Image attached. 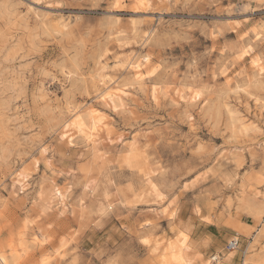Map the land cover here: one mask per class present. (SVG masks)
I'll list each match as a JSON object with an SVG mask.
<instances>
[{"label": "rangeland", "instance_id": "rangeland-1", "mask_svg": "<svg viewBox=\"0 0 264 264\" xmlns=\"http://www.w3.org/2000/svg\"><path fill=\"white\" fill-rule=\"evenodd\" d=\"M250 62L264 69V0H0V247L22 240L21 264H158L140 239L161 252L181 221L192 264L236 236L238 264H264V71ZM69 105L101 120L67 144Z\"/></svg>", "mask_w": 264, "mask_h": 264}, {"label": "bare ground", "instance_id": "bare-ground-1", "mask_svg": "<svg viewBox=\"0 0 264 264\" xmlns=\"http://www.w3.org/2000/svg\"><path fill=\"white\" fill-rule=\"evenodd\" d=\"M139 3L142 6H146L147 5V0H139ZM54 30H59V29L56 27V28H54ZM250 65H251V68L253 70H256V72H260L262 70L261 69L262 67L260 68V66L258 64H256L255 62H250ZM64 74L66 75L67 78H70L71 75H72V73L70 71H66ZM104 80H105L104 76L100 72L93 77L92 87L94 88L95 92L106 85ZM175 92L176 91H174V93ZM157 93H158V91H156V95H157ZM175 95L179 99L182 98V95L180 93L176 92ZM152 96H153L154 99L157 98V96H155L154 91H152ZM193 98H195V95H193ZM66 109H67V112L69 111L68 112L69 114L73 113V116L68 121H65L61 125V128H59L60 129V134H59L60 139L61 140H65V143H67V144L71 143V138H73L72 137V133H73V135L80 134L81 136H83V138L88 139L89 138V132L88 131L96 129L98 124L100 123L101 119L93 118V116H92V114L90 112L86 113L85 115H83L84 113L77 114L76 113V108L72 107L71 105H69ZM233 120L234 121H232L233 123L231 125H232L233 129H236V130L233 131V136H236L238 134H242V135L246 134L247 133L246 128H244V127L236 128V122L238 120L237 119H233ZM89 157H91V156H89ZM23 180L24 179L20 178V175L17 174L15 176L14 183L15 184H21V183H23ZM249 188H252V187L250 186ZM242 192H243V194L244 193H249L248 195H250L251 197H253L256 194L254 192V190H250V189H249V191L243 190ZM138 197H139L140 200H141V198H144L143 195H139ZM154 201L158 205L157 209H155V213L157 215L158 214L165 215L167 217V219L170 220V221H173L175 219V214H176L175 210H172V209L169 210V205L171 204L170 201H169L170 203L168 202V204H165V203L162 204V203L158 202L157 200H154ZM259 202L260 203L262 202V204H263L264 201L260 200ZM105 208L107 210L111 209V206L108 203V201L106 203V207ZM209 217H211V216H209ZM209 217H205V218H203V220L206 221V222H210L211 219ZM30 222H31L30 220H25V226L24 227H27L26 225H29ZM148 225H149V222H146V223L142 224L141 225L142 229L147 228ZM170 226H173V225L170 224ZM171 229H172V231H174V234H175L173 242H172V244H168V246L165 247V249H163L161 252L158 251L159 246L161 244V243H158L159 241L158 242L155 241L150 246V244H151V238H149L150 236L149 237H142L140 239V243L143 246H145L146 248H148L150 250L151 254H157V256H158L157 257L158 264H192L193 263L192 262L193 259L191 258L192 256H190V258L187 256V253H188L187 251L190 249V243H189V237L190 236L188 234L189 227H188L187 223H182L181 221H177V222H175V225L173 226V228L171 227ZM172 231H170V232H172ZM44 238H43V236H41V242L34 245L35 248H40L42 262L43 261L45 262L48 259L50 260V258L53 255L52 252H50L49 250H46V248L44 246V243H45V239ZM235 238H237V237H235ZM144 240H148L149 244H147V245L144 244L143 243ZM27 247L28 246H26L22 242V240H19L14 245L13 244H9L7 253L3 250L2 247H0V264H21L23 257L26 256L27 253H28V251H27L28 248ZM195 247H196V245H195ZM247 250H249V248ZM247 250L245 252V255L247 254ZM48 251H49V253H48ZM197 251H198V248H197ZM191 252H192V250H191ZM232 253L233 252H231L230 254H228L226 256H220V255L214 256L212 261L215 264H227L229 262V258L232 255ZM7 254H9V255H7ZM246 260L247 259L245 257L243 262H242V264H247ZM210 261L211 260H208L206 262H203L202 264H210Z\"/></svg>", "mask_w": 264, "mask_h": 264}, {"label": "built area", "instance_id": "built-area-1", "mask_svg": "<svg viewBox=\"0 0 264 264\" xmlns=\"http://www.w3.org/2000/svg\"><path fill=\"white\" fill-rule=\"evenodd\" d=\"M237 238H231L225 245L224 247V251L227 252V253H231V252H234L238 249L239 247V238L238 236H236ZM215 255H213L212 257H214ZM211 257V258H212Z\"/></svg>", "mask_w": 264, "mask_h": 264}, {"label": "crops", "instance_id": "crops-1", "mask_svg": "<svg viewBox=\"0 0 264 264\" xmlns=\"http://www.w3.org/2000/svg\"><path fill=\"white\" fill-rule=\"evenodd\" d=\"M239 258H237L236 254H232L229 258V264H238Z\"/></svg>", "mask_w": 264, "mask_h": 264}, {"label": "snow or ice", "instance_id": "snow-or-ice-1", "mask_svg": "<svg viewBox=\"0 0 264 264\" xmlns=\"http://www.w3.org/2000/svg\"><path fill=\"white\" fill-rule=\"evenodd\" d=\"M262 71H264V69H262ZM143 243L147 245V244H149V241L148 240H144Z\"/></svg>", "mask_w": 264, "mask_h": 264}]
</instances>
